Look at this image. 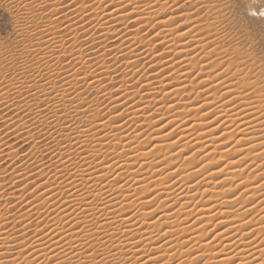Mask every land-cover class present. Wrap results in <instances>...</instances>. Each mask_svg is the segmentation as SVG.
Returning <instances> with one entry per match:
<instances>
[{"label": "bare ground", "instance_id": "bare-ground-1", "mask_svg": "<svg viewBox=\"0 0 264 264\" xmlns=\"http://www.w3.org/2000/svg\"><path fill=\"white\" fill-rule=\"evenodd\" d=\"M57 1L59 2V0ZM70 1H75L74 4H77L76 8L78 12L85 13V11H91L94 14V16L92 15L93 18L88 21L90 25L92 24L100 32H92L91 37L97 34L95 39L103 46L102 51L97 50L101 52L100 54L97 51L92 52L98 53V55L95 53L97 60L104 61V57L107 56L105 48L108 47L105 43L110 40L106 38L111 34L114 38L117 37L126 40L124 45H121L123 46L122 52L124 53L122 59L126 58L128 64L129 60L143 58L144 55L147 60L149 59L147 63L152 64L154 58L152 59L151 56L158 57L159 53L158 55L155 53L162 50V52L169 53L168 57L171 58V63L174 62L177 64V69L175 68V71H173L175 77L173 75L172 77L174 79L171 77L172 80L177 81V86H172L171 84L173 82L170 85L165 84V80H162L160 76L157 78V74H155L161 85L160 91L162 93L164 92L159 98L162 100L161 97H164V102L159 101L162 104L158 103L160 104L159 106L158 104L155 105L157 108L153 113H156L158 117L155 116V118H158V120L156 121L154 119L152 125L156 127H154L151 136H144L146 134L141 133L140 130L147 126L142 127V129L139 128L140 130L136 127L142 126L151 117L148 113V116H150L149 119L144 116L146 114V112L144 113V107L146 105H144L145 103L143 101L147 96L145 95L146 97H143V99L140 96L143 94L141 91L148 95L147 92L152 88V84H147L146 82V78L148 77L143 78L146 83H143L140 89L138 87L139 85L134 88L139 89L137 94L139 93L140 98H137L138 100L132 104L129 102L128 105L127 101L129 98H132L130 96L133 93L130 96L128 95V92H126L127 86L125 87L126 83L124 84L123 79V83L120 81L122 83L120 89L118 91L116 90L115 95L113 94L114 97L113 95L108 96V94H105L108 96L106 98L108 102H104V104L106 103L105 108L110 110L114 116H111L113 118H109L110 116L108 117V114H105L107 117H103L101 114L96 113L98 111H96V108L94 109L92 107L91 104L94 100L81 103V105H78L79 103L76 106L74 105L76 101L82 100V93L77 91L79 89L78 84L83 87H88L89 90L97 89L98 84L101 83L98 81V78L102 75H106L107 77L109 75L106 73V69L104 70V68L108 67H104V65H99L98 71L92 70V67L90 69L89 67L85 68V70L81 66L84 63L85 55L83 56L82 54L85 51L83 53L79 51L76 53L72 52L78 41L77 33L79 30H77V33L74 32L75 25H78V23H68L69 28L67 30L72 32V36L67 42L61 38L58 39L57 37L61 36H57L55 31L56 26L60 24L62 19L59 20L60 22L58 20H49L46 29L34 34V39L37 40V48L23 47L22 50L20 49L21 52L19 55L24 60L23 62H19L21 63V70L19 71H21L20 74L22 76L18 78L14 76L17 79L16 82L12 81L14 80L13 78L9 81L8 77V81L4 83L6 86L0 88V107L2 108L6 103L4 100L10 96L16 98L23 97L22 112L26 111L30 114L31 122L29 123V127L33 125L38 131L37 134L39 135L35 134L33 136L42 139L41 144L33 145L31 148L32 154L30 153L31 156H29V159L31 158L34 163L32 165L37 163L35 169L38 172L37 176H42V182H32V186L35 187L29 192L30 197L27 199L28 201L23 199V195L21 203L19 202L18 204L24 207L22 209L24 211L21 214L19 213V215L17 213V218L21 217L22 219L23 217L25 220L33 219L35 221H33V230H28L30 232H27L26 228L28 229L29 227L23 224L24 227L20 228L21 230L18 231L17 236L14 235L13 237L12 233L16 231H10L11 233L9 231L7 232L5 227L3 230L6 217L3 222L4 224L2 223L1 225L0 223V260L3 258H5L4 260L10 259V264H264V239L259 237L261 239L259 240L254 235L256 232V236L259 232H264V210H261L263 206L258 205L257 208H260L262 212L258 211L260 213L256 219L254 218L255 220L252 218L254 223H250L251 226L245 225L246 220L244 218L247 215L246 213H248L247 209H249L247 207L245 209L244 206L253 203L255 205L254 207H256V204H258L257 201L261 197L260 194H257L260 196L256 198L258 199L256 200V204L252 200V197L250 200L251 203H246L250 199L248 198L251 196L250 192L254 191L251 190L250 184L255 183L259 179V176L257 177L258 179L253 180L254 182L249 180L252 182L250 184L247 182L248 179L246 181L247 183H243L244 181L241 180L242 182H237L238 184L236 181L240 179L233 180V178L237 179L240 176L238 174L243 172L246 173L244 177H247V172L250 171H247L249 167L248 169L246 167L245 172V165H247L249 160L259 163L258 158L261 160L264 159V156L258 155L257 157V155L252 154L257 148H264H260L261 145L264 146V101L260 100L262 103L260 104L259 100L256 99L261 96L264 97V95L260 96V92L256 88L254 89L256 90V92L254 91V95L259 93V96L255 98L258 100V104H256V100L255 103L253 101L248 102L250 101V97L245 96V93L247 95L248 92L246 91L248 90L246 89L251 85L247 87L248 82L244 79L247 82L246 84L241 79L245 84V86L242 85L243 87H241L239 83H242V81L239 82L240 80H237L239 83L235 84L238 85L235 86L234 84L233 86L241 91L244 90L241 88L245 87L246 90L245 92H238L240 90L236 91L232 89L233 86L231 84L229 85L232 87L228 86L225 80L226 83L219 81L222 78L220 76L224 75H220L221 73L219 72L221 70H219L217 74L216 71L213 75L210 74L213 77L209 78L210 80L207 85L201 84L205 88L202 87L203 89L201 90V86L199 87L203 98L195 94L196 96L193 95L195 96L194 99L191 97L193 103H195L194 105H191V102H188L189 100L187 101L188 103H183L184 101L182 102L179 96L181 97L186 91L187 86L193 82L190 80L192 74H189L192 71H189V68L193 67L189 66L194 65V69H198L196 71L197 74L193 70L194 74H196L195 76L193 75L194 79H197L196 82L201 79L206 84L207 78L210 75L206 73L207 71L204 65L200 64L201 66H199V64H196L198 62L197 58L201 56L199 54L201 52L200 50H204L205 48L203 47L205 45L199 47L197 44H200V41L193 42L194 37H191V35L196 33V29L200 27L197 26L195 29L191 27L194 26L192 24L184 26L181 24L183 23L181 21L180 25L185 28H179V24L178 27L176 25L172 27V23L176 19L170 16V11L168 12L170 7H167L169 6L167 4L169 1L167 0H63L65 3ZM120 1H124L125 3L130 2L129 12L126 11L124 13L125 11L123 12L121 10ZM190 2L192 3V0ZM106 3L109 7L104 5ZM174 3L176 4V1ZM172 4L170 3V6ZM52 5L54 6V4ZM59 5L61 4H57V6ZM122 5L125 4L122 3ZM205 8L207 9V7ZM198 10L196 9L195 11L197 12ZM183 17L185 16L183 15ZM64 18L66 19V17ZM79 18L82 23L83 21H87H85V17L82 14L81 17L79 15ZM29 19L31 18L29 17ZM127 19H131L132 21L130 22H133V24L130 26L127 25ZM124 20L127 22L121 24ZM152 20H154V24L151 23ZM150 25H152V28L158 27L155 28L154 42L150 40L143 41V38L139 36V28ZM39 26L38 28H40ZM84 27L85 25H83ZM83 28H81L82 32L84 34L87 33L86 36H88L90 30L87 31V29ZM94 28L92 29L94 30ZM145 29L147 28L145 27ZM24 30L27 31L24 27L18 31L22 32ZM187 37L193 38L191 40L192 42L186 41L188 40ZM185 38L187 39L185 40ZM123 39L121 40L123 41ZM136 43H142L143 45L141 47L142 51H140L141 49H137L140 53L136 52ZM118 47L120 48V46ZM118 47L116 46V50L113 51L117 53L116 55L120 52ZM206 49L208 50V48ZM207 50L204 52H207ZM194 53H198L199 55H196L197 58L196 56L192 58L197 59L195 64H193L195 59L192 61L190 58L192 54L194 56ZM55 54H68L69 57L66 60L70 59L72 65L69 66L70 68L71 66L73 67L71 69L68 68L69 66L67 67L68 69L60 67L62 66L60 65L61 62L58 61L59 57L57 60L54 58ZM150 54H152L150 56L151 58L148 57ZM216 54L219 53L216 52ZM56 55L55 57H57ZM208 55L210 53L207 54V57H209ZM161 56L160 58L164 59ZM28 57L32 58L30 64ZM166 57L165 55V59ZM126 59L124 60L126 61ZM160 61L161 59L157 64ZM191 61L193 62L192 64ZM201 62L204 64L203 61ZM133 63L132 65H134ZM138 63L133 68H137L143 62ZM216 63L218 66L220 61ZM149 64L147 65L149 66ZM210 64L208 67H211ZM173 65L171 66L173 67ZM142 66L144 67V65ZM127 67L125 68L127 69ZM208 67L206 66V68ZM218 67L220 68L221 66ZM160 68L158 67L156 69L159 71ZM219 68H214V70H218ZM212 69L207 70L211 71ZM62 70L65 71L63 72ZM130 72L132 74V71ZM28 73H31V76H27ZM128 73L124 76L127 77ZM133 75L135 76L136 74L134 73ZM240 75V73L239 75L237 74V76ZM153 79L154 77L150 80L153 81ZM150 80H148V83ZM168 80L169 78H167ZM137 81L140 82L143 80L137 79ZM125 82L130 81L127 79ZM254 83L251 82L250 84L253 86ZM254 85L258 87L257 84ZM252 86L248 89H253L254 86ZM104 89L103 91H99L103 93ZM158 89L157 91L159 92ZM153 90L155 91V89ZM196 90V93H198V88ZM260 91L263 92L262 89ZM253 96L251 99H254ZM177 97L179 99L175 100L174 98ZM184 98L187 100L190 97L186 96ZM199 98L201 99L199 100ZM135 99L133 96V101ZM158 99L156 98L155 101ZM179 100L183 103L181 106ZM148 102L146 103L149 104ZM98 105L99 102L94 106L100 108ZM149 106L151 107L152 105ZM9 107H12L11 103ZM9 120H12V118L6 119L7 122H5L8 123ZM157 122L159 124L163 123V125L159 127L156 124ZM25 125V123H22L16 126L15 131L22 130L24 127L28 129V123L27 126ZM131 125H135V127H130ZM11 127L13 128L14 126ZM45 128L48 130L44 131ZM27 131L25 134H27ZM256 133L261 134V136L256 137L254 135ZM31 134V131H28V138L32 136ZM34 137L31 140L32 142ZM1 140L0 146L2 147L3 145L4 147L6 143L4 142L2 144ZM260 140L262 141L259 142ZM147 144H150L149 147H147ZM196 148L201 150L202 155L198 157L200 158L199 160L192 161L191 157L188 158V156L191 150ZM5 152L8 151L5 150L3 153ZM36 154H41L39 158L47 154L49 156L47 162H41V158L38 160V156H35ZM9 155L11 154H7V156ZM251 155L254 157L252 156V158ZM261 160L260 163L262 162ZM242 161L244 163L247 161L243 165L244 171L241 169L242 165H240L243 163ZM188 163L189 165H187ZM257 164H253V166H257ZM44 165L46 166L44 167ZM262 165L264 166V164ZM248 166H251V163ZM263 166L261 169H264ZM46 168L48 170L44 174ZM27 169L28 167H23V172L19 174L16 170L17 174L15 176L13 174L16 172L13 171L12 176L16 180L27 178L25 177L28 173ZM32 169L34 168L32 167ZM32 169L29 167L28 170L31 171ZM251 169L252 167L249 170ZM254 169L251 171H255L254 174H256V171L259 169ZM262 173L264 174V172ZM251 175L248 174L250 178L255 179V176L258 174L254 176L252 173ZM244 177L240 178L244 179ZM33 180L35 181V179ZM233 181L240 189L242 187L244 188V191H246L243 192L244 194L248 193L250 195H244L245 204L242 202L243 198H241V201L239 199L240 202L235 200L238 201L236 204L239 205L241 202L243 204L242 208H234L235 210L230 206L233 195H236L235 190L238 191L235 185L232 187V184H234ZM18 183L16 181L14 182V184ZM245 184H248V186ZM23 186L25 185L23 184ZM30 186H27L28 190ZM246 187H249V189ZM262 187H264V184ZM23 189L26 192V187ZM16 190L18 191V189ZM24 190L21 189V192H24ZM17 191L14 189L13 192L11 191V194L13 195ZM262 192L264 194V191ZM252 196H255L254 193H252ZM15 201L17 202L18 199ZM249 205L248 207H250ZM256 211L255 214H257ZM252 213L254 214V210ZM250 217H248V220ZM189 219L196 221L199 224L197 226L198 228H196L197 224L193 226L196 229H190L189 226H186ZM187 225H190V223ZM211 226L219 230H213ZM12 250H15V252Z\"/></svg>", "mask_w": 264, "mask_h": 264}, {"label": "rangeland", "instance_id": "rangeland-1", "mask_svg": "<svg viewBox=\"0 0 264 264\" xmlns=\"http://www.w3.org/2000/svg\"><path fill=\"white\" fill-rule=\"evenodd\" d=\"M21 1H23L22 3H21ZM128 1H132V0H128ZM127 1V2H128ZM167 1H169V2H167V4H169V6H167V7H170L169 8V10H168V12L170 11V16L172 17V18H174V19H176V20H174V22L172 23L173 25H172V27L174 26V25H176V27H178L179 25H180V21L181 22H183V23H181L182 25H184V26H188V25H194V26H191V27H200L199 29L197 28H195L197 31H196V33H193L192 35H191V37H194V39L193 38H189V37H187L188 38V40H186L187 38H185V40L186 41H189V42H196V41H200V44H197L199 47H203L204 45L206 46H204L203 48H205L204 50L202 49V50H200L201 52L199 53L201 56H199L198 55V53L196 54V53H194V56H193V54H192V56H190V58H191V60L193 61L194 59H192L193 57H195L196 55H198L200 58H197V56H196V58L198 59H195L194 60V63L191 61V64L193 63V64H195L197 61V65L199 64V66H201V65H204L205 66V69H206V73L207 74H211V75H213L214 74V72L216 71V74L219 72V70H221L219 73H221L220 75H222V74H224V75H222V76H220V77H222V78H220L219 79V81H226L228 84V86H233L235 83H239V82H241L242 80L243 81H247L248 82V84H247V82H246V84H247V87L249 86V85H251L252 86V84H250L251 82L253 83V82H255L254 84H257L258 85V87H255V85L253 84V89L251 88L250 90L248 89L249 87H251V86H249L246 90H248V91H246L245 90V87L244 88H241V87H243V86H245V84L243 83V81H242V83H239L240 85H241V87H239V88H241V89H244V90H240V89H237V87L235 88V86H237L238 84H235V86H231L232 87V89H235L236 91H238V90H240V91H238V92H248L247 93V95H246V93H245V96H247V97H250V101H248V102H254L255 103V100L256 99H258L259 100V103L260 104H262L261 103V101L260 100H262V101H264V97L263 96H261V95H264V39H261L260 38V25H259V14H257V17H256V22H250L248 25H244V24H242L241 23V19L243 18V15H244V9L243 8H240V9H238L236 6H235V3H234V0H195V1H193L192 0V3L190 2L191 0H171V2H170V0H167ZM173 1V2H172ZM176 1V4L174 3ZM178 1V2H177ZM202 1H204V2H202ZM74 2L75 1H70V2H63V0H59V2L56 0H38V2H37V0H28V1H26V0H0V88H4L6 85L4 84L6 81H8V77H9V81L11 80V78H13L14 80H12L13 82H16L17 81V79L16 78H18L19 76H22L20 73H21V71H19V70H21V63H19V62H23L24 60H23V58H21V55H19L20 54V49L22 50L23 49V47L25 48H27V47H32V48H37V46H36V44H37V40L36 39H34V34H36V33H40L39 31L41 30V31H43V29H46V25H47V23L49 22V20L50 21H56V20H58V22H60L59 20L60 19H62L61 20V22H60V24H58V26H56V29H55V31H56V35L57 36H61V37H57L58 39L59 38H61V39H63V40H65L66 42L70 39V37L72 36V32L70 31V30H67V28H69V25H68V23H78V25L76 24L75 25V30H74V32L75 33H77V30H79V32L77 33V36H78V41L76 42V46H74V48L75 49H73L72 50V52H74V53H76L77 51H79V52H84V54H82L83 56H84V65L82 64L81 66L85 69V68H88L89 67V69H90V67H92L91 69L92 70H96V71H98L99 70V68H98V66L100 65H104V67H108V68H104V70L106 69V73H108L109 75H108V77L106 76V75H102L101 77H99L98 78V81L99 82H101V83H99V84H101L100 86H99V84H98V88L97 89H93V90H89V88L88 87H86V86H84V87H86V88H84L83 86H81V85H77L78 86V92H81L82 94H81V98H82V100H78V101H76L75 103H74V105L76 106V104H78V105H81V103H87L89 100L90 101H92V100H94V101H92V107L95 109L96 108V113L97 114H101V116H105V117H109V118H113V117H111V116H114V114H112V112L110 111V110H107V108H105V104L108 102V99H106V98H108V96H110V95H115V93L120 89V86L122 85V83L124 82V84H125V87H126V92H128V95L130 96V94L131 93H133V95H131L130 97H132V98H129V100L127 101V103H128V105H129V102H130V104H132V103H134V102H136L138 99L137 98H140V96H142V99H143V97L145 98L146 96V98L144 99V105H146L145 107H144V113L146 112V114L144 115L146 118L148 117V119H149V117L150 116H148V114L149 115H151V117H150V120L148 121V122H145L142 126H137L136 128L137 129H142V127L144 128V127H146L147 128V130H146V128H144V129H142V130H144L143 132H142V130H140L141 131V133H144V134H146V135H144V136H151V133L153 132V130H154V127H156V126H153L152 125V123H153V121H154V119H156V121L158 120V118H155V116L156 117H158L157 115H156V113H153L154 111H155V109L157 108V107H155V105H157L158 103H160L159 101H163L164 102V100H163V98L164 97H161L162 98V100L159 98L160 96H162L163 95V93L160 91V84H159V79H157V78H159V76H160V78L162 79V80H165L164 81V83L166 84H171L172 82V86H177V81L175 82V80H172V78L173 77H175L173 74H174V72L173 71H175V68L177 69V64H175L174 62L173 63H171L172 62V60H171V58H169L168 56H169V53L168 52H162V50H160L159 48H158V50H160V51H157V53H155L156 55H158V53H159V56L158 57H153V55L152 54H150V55H148V57H150L151 55V57H152V59H153V63L151 64H149V63H147V61L149 60H147L146 59V56L144 55L143 56V58H138V59H131V60H129V64H128V60L126 59V58H124V59H126V61L124 60V59H122L123 58V55H124V53L122 52V48H123V46H121V45H124V43L126 42V40H124L123 38H114L113 36H112V34L111 35H108L107 36V38L106 39H110V40H106L107 41V43H105V45L108 47V48H105V50H106V53H107V56L106 57H104V61H99V59L97 60L96 59V56L98 55V53L100 54L101 52H98L99 50L100 51H102L103 50V46L102 45H100L99 44V42L98 41H96V35H92V37H91V33L93 32V33H99L100 31L96 28H94V26H92V24L90 25L89 24V21L88 20H91L92 18H93V16H94V14H93V12L91 13V11H85V13H81V12H78V10H77V8H76V6H77V4L75 5L74 4ZM209 2V3H208ZM241 2L242 3H246V4H252V8H251V11H256V6L258 5V3H259V0H256V2L253 4V0H241ZM33 3V4H32ZM40 3V4H39ZM120 3V7H121V10H123V12L124 13H126V11L127 12H129L128 10V8H129V4H130V2H128V3H125L124 1L122 2V1H120L119 2ZM125 4V5H122L121 6V4ZM170 3H173L171 6H170ZM195 3H196V5H195ZM31 4V5H30ZM52 4H54V6L52 5ZM57 4H61V5H59V6H57ZM64 4V5H63ZM199 4H201V5H199ZM18 5V6H17ZM29 5V6H28ZM36 5V6H35ZM65 5H67V6H65ZM104 5H107V3L106 4H104ZM199 5V6H198ZM52 6V7H51ZM65 6V7H64ZM75 6V7H74ZM197 6V7H196ZM57 7V8H56ZM107 7H109V5H107ZM173 7V8H172ZM195 7H196V9L198 10L199 8V10L196 12L195 10ZM205 7H207V9L205 8ZM50 8V9H49ZM68 8V9H67ZM70 8V9H69ZM75 8V9H74ZM29 9V10H28ZM31 9V10H30ZM42 9V10H41ZM67 9V11H65ZM87 9V8H86ZM206 9V10H205ZM212 9V10H211ZM55 10V11H54ZM70 10V11H69ZM191 12H190V11ZM63 11H65V13H63ZM75 11H77L76 13H75ZM217 11V12H216ZM260 11H264V8H261L260 9ZM52 12H53V15H52ZM61 12V13H60ZM67 12V13H66ZM87 12V13H86ZM187 12V13H186ZM42 13V14H41ZM60 13V15H58ZM63 13V14H62ZM71 13V14H70ZM72 13H74L73 15H72ZM89 13V14H88ZM166 13V12H165ZM179 13H181V14H179ZM81 14H82V16H84L85 17V21L86 22H84L83 21V23H85V24H83L82 23V21H80V18H79V15H80V17H81ZM87 15V16H86ZM93 15V16H92ZM182 15V16H181ZM183 15L185 16V17H183ZM198 15V16H197ZM36 16H37V18H36ZM89 16H90V18H89ZM181 16V17H180ZM196 16V17H195ZM29 17L31 18V19H29ZM64 17H66V19L64 18ZM76 17V18H75ZM193 17V18H192ZM64 18V19H63ZM76 20H75V19ZM88 18V19H87ZM190 20H189V19ZM38 19V20H37ZM177 19H178V21H177ZM183 19V20H182ZM185 19V20H184ZM72 20H74V21H72ZM128 20V22L127 21H123V22H121V24H125L126 22V24L127 25H132L133 24V22L131 23L130 21H132L131 19H127ZM36 21V22H35ZM47 21V22H46ZM63 21V22H62ZM153 21L154 20H152L151 21V23L152 24H154L153 23ZM187 21V22H186ZM66 22V23H65ZM80 22V23H79ZM130 22V23H129ZM24 23H25V26H24ZM199 23V24H198ZM45 24V25H44ZM65 24V25H64ZM86 24H89V25H86ZM150 24V23H149ZM179 24V25H178ZM40 25V26H39ZM44 25V26H43ZM83 25H85V27L83 28ZM38 26L41 28H38ZM79 26V27H78ZM205 26H207V27H205ZM23 27L27 30V31H22V32H20V31H18L20 28H22L23 29ZM43 27V28H42ZM145 27L147 28V29H145ZM175 27V26H174ZM180 27H183V26H179V28ZM29 28V29H28ZM81 28H83V29H87V31H89L90 30V32L88 33V36H86L87 35V33L86 34H84L83 32H82V30H81ZM92 28H94V30L92 29ZM155 28H158V27H155ZM155 28H152V25H150V26H141L140 28H139V36L140 37H142L143 38V41H145V40H150L151 42H154L153 40H155V38H154V33H155ZM183 28H185V27H183ZM35 29V30H34ZM195 29H193L194 31H195ZM93 30V31H92ZM146 30V31H145ZM70 32H71V35H70ZM20 33V34H19ZM141 33V34H140ZM144 33V34H143ZM23 34V35H22ZM195 34V35H194ZM34 35V36H33ZM83 35V36H82ZM196 36V37H195ZM84 37V38H83ZM110 37H112V38H110ZM198 37V38H197ZM81 38V39H80ZM91 38V39H90ZM121 39H123V41L121 40ZM193 39V40H192ZM201 39V40H200ZM34 40V41H33ZM192 40V41H191ZM203 40V41H202ZM90 41H92V42H90ZM96 41V42H95ZM110 41V42H109ZM203 43H202V42ZM204 41H206V42H204ZM79 42V43H78ZM86 42V43H85ZM216 42V43H215ZM118 43V44H117ZM117 44V45H116ZM79 45V47H81V48H79V47H77ZM99 45V46H98ZM114 45V46H113ZM110 46V47H109ZM116 46L118 47V46H120V48H119V51L121 52H119V54L118 55H116L117 53H114L113 51L114 50H116L115 48H116ZM143 45H142V43H136V45H135V49H136V52L137 53H140V51H142V49H141V47H142ZM77 47V48H76ZM95 47V48H94ZM139 47V48H138ZM209 47H211V48H209ZM206 48H208V50L206 49ZM236 48V49H235ZM77 49V50H76ZM79 49V50H78ZM81 49V50H80ZM89 49V50H88ZM140 50V51H138V50ZM234 49V50H233ZM98 50V51H97ZM205 50H207V52H204ZM94 51H97L98 53H92V52H94ZM117 51H118V49H117ZM208 51H210V52H208ZM223 51V52H222ZM233 51V52H232ZM116 52V51H115ZM216 52L217 53H219V54H216ZM17 53V54H16ZM110 53H111V55H110ZM162 53V54H161ZM164 53V54H163ZM210 53V55H208L209 57H210V60H209V57H207V54H209ZM223 53V54H222ZM154 54V55H155ZM203 54V55H202ZM216 54V55H215ZM56 55V54H55ZM55 55H54V58L57 60L58 59V57H59V59H58V61H60L59 63H60V65H62V66H60V67H62V68H66V69H71L73 66H71V68H70V66L69 65H72V62L70 63V59L69 60H66L68 57H69V55L68 54H59V55H56L57 57H55ZM110 55V56H109ZM116 55V56H115ZM162 55V56H161ZM165 55L167 56L166 57V59H165ZM205 55H206V57H205ZM216 57H215V56ZM218 55V56H217ZM89 56V57H88ZM160 56L161 57H164V59L163 58H160ZM10 57V58H9ZM150 57V58H151ZM203 59H208L207 61L206 60H203ZM212 57V58H211ZM222 57V58H221ZM9 58V59H8ZM159 58V59H158ZM113 59H114V61H113ZM144 59H145V61H144ZM155 59H157V60H155ZM161 59V64H160V62L157 64V62L159 61ZM163 59V60H162ZM6 60H8V61H6ZM66 60V61H65ZM115 60H117V61H115ZM123 60V61H122ZM136 60H137V63L139 62V63H141V62H143V63H141L140 65H138L137 66V68H133L134 66L136 67V65H137V63L135 64V62H136ZM171 60V61H170ZM197 60V61H196ZM200 60V61H199ZM216 61V62H218V61H220V63H219V65L218 66H221L222 67V69H221V67L219 68L216 64V62L214 63V61ZM218 60V61H217ZM6 61V62H5ZM28 61H29V64L32 62V58L31 57H28ZM94 61V62H93ZM111 61V62H110ZM125 61V62H124ZM133 61H134V63H133ZM141 61V62H140ZM156 61V62H155ZM201 61H203V63L204 64H202V62ZM204 61H206V62H204ZM233 61V62H232ZM88 62H90V63H88ZM98 62H99V64H98ZM102 62V63H101ZM155 62V63H154ZM169 62V63H168ZM212 62V63H211ZM11 63V64H10ZM86 63V64H85ZM109 63V64H108ZM123 63H124V66H123ZM131 63V64H130ZM132 63L134 64V65H132ZM138 63V64H139ZM164 63V64H163ZM211 63V64H210ZM214 63V64H213ZM90 64V65H89ZM119 64V65H118ZM145 64H146V66H145ZM147 64H149V66L147 65ZM174 64V65H173ZM201 64V65H200ZM209 64H210V66L211 67H208L209 66ZM20 65V66H19ZM96 65V66H95ZM129 65V66H128ZM131 65V66H130ZM142 65H144V67L142 66ZM159 65V66H158ZM160 65H161V68H160ZM164 65V66H163ZM165 65H168V66H165ZM171 65H173V67L171 66ZM212 65H213V69H212ZM216 65V66H215ZM226 65V66H225ZM19 66V67H18ZM69 66V67H68ZM99 66V67H100ZM123 66V67H122ZM132 67L133 68V70H132V68L130 69V68H128V67ZM147 66H148V68H147ZM176 66V67H175ZM198 66V67H199ZM206 66L208 67V68H206ZM237 68H236V67ZM6 67V68H5ZM15 67V68H14ZM68 67V68H67ZM95 67V68H94ZM112 67V68H111ZM125 67H127V69L125 68ZM140 67H141V69H140ZM150 67V68H149ZM160 68V72L158 71V69H156V68ZM170 67V68H169ZM172 67V68H171ZM189 67H193V68H189V71L190 70H192V71H190L189 72V74H192V76H190L191 78H190V80H192L193 82H192V84H190V85H188L187 86V89H186V91L181 95V97L179 96V98L181 99V101L183 102V103H190L191 102V105L193 104H195V103H193V100H192V98L191 97H193V99L195 98V94H197V95H200V97L202 96V98H203V94L200 92L203 88H205V87H203L201 84H203V85H207V83L209 82V78H212L213 76H211L210 75V77H208L207 78V81L206 80H204V81H206V84L205 83H203V81H201V79H199V81H197L196 82V80L197 79H194V76L197 74L196 73V71L198 70V69H194V65H191V66H189ZM197 67V68H198ZM224 67V68H223ZM229 67V68H228ZM13 68V69H12ZM20 68V69H19ZM82 68V69H83ZM110 68V69H109ZM146 68V69H145ZM174 68V69H173ZM214 68H219L218 70H214ZM98 69V70H97ZM119 69V70H118ZM126 69V70H125ZM145 69V70H144ZM164 69V70H163ZM207 69H212V70H214V71H209V70H207ZM86 70V69H85ZM109 70V71H108ZM138 70H140V71H138ZM152 70V71H151ZM171 70V72H169ZM193 70H195V73L196 74H194V71ZM234 72H233V71ZM63 72L65 71V70H62ZM117 71V72H116ZM130 71H132V74H131V72ZM133 71H134V73L136 74V75H138V76H134L133 74ZM144 71V72H143ZM218 71V72H217ZM223 71H224V73H223ZM240 71V72H239ZM111 72V73H110ZM114 72V73H113ZM126 72V73H125ZM132 75H130L129 73ZM150 72V73H149ZM159 72V73H158ZM238 72V73H237ZM99 73V72H98ZM128 73V75H127V77H125L126 75L125 74H127ZM141 73H144V74H141ZM168 73V74H167ZM170 73V74H169ZM239 73L241 74L240 76H237V74L239 75ZM16 74V75H15ZM111 74V75H110ZM113 74V75H112ZM140 74V75H139ZM155 74H157V78H156V75ZM206 74V75H207ZM226 74H227V76H226ZM231 74V75H230ZM245 74V75H244ZM10 75V76H9ZM125 75V76H124ZM146 75V76H145ZM150 75V76H149ZM153 75V76H152ZM170 75V76H169ZM172 75H173V77H172ZM194 75V76H193ZM2 76H3V78H2ZM14 76H16V78L14 77ZM27 76H31V73H28L27 74ZM122 76V77H121ZM143 76H145V77H143ZM224 76V77H223ZM226 76V77H225ZM121 77V78H120ZM132 77V78H131ZM133 77H135V78H133ZM136 77H139V78H136ZM146 77H148V78H146ZM154 77V79H153V81L152 80H150V79H152ZM166 78V79H164V78ZM172 77V78H171ZM193 77V78H192ZM125 78V79H124ZM146 78V82H147V84H152L151 86H152V88H151V90L150 91H148L147 93H148V95L147 94H144L145 92H143V91H141V93H143V94H141L140 96H139V93L137 94V92H139V89L141 88V86L143 85V83H146L145 81H144V79ZM156 78V79H155ZM167 78H169V80L167 81ZM170 78H171V80H170ZM239 78V79H238ZM250 78V79H249ZM253 78V79H252ZM111 79V80H110ZM122 79H123V82H122ZM127 79L130 81V82H125V81H127ZM132 79H134V80H132ZM137 79H140V80H143V81H137ZM150 80L149 81V83H148V80ZM174 79V78H173ZM234 80L233 82H232V80ZM236 79V80H235ZM242 79V80H241ZM245 79V80H244ZM3 80H4V82H3ZM125 80V81H124ZM239 82H238V81ZM106 81H107V83H106ZM122 83H121V82ZM137 81V82H136ZM152 81V82H151ZM155 81V82H154ZM161 81V80H160ZM169 81H171V82H169ZM224 81V82H225ZM231 81V82H230ZM132 82V83H131ZM142 82V83H141ZM154 82V83H153ZM169 82V83H168ZM195 82H196V84H195ZM225 82V83H226ZM260 82V83H259ZM120 83V85H118ZM127 83H128V85H127ZM140 83H141V85H140ZM156 83H158V85H156ZM233 83V84H232ZM2 84V85H1ZM153 84H155V86H153ZM229 84H231V85H229ZM117 87H116V86ZM139 85V86H138ZM192 85V86H191ZM196 85H199V86H196ZM243 85V86H242ZM119 86V87H118ZM139 87V89L137 90V89H134L135 87ZM171 86V87H172ZM196 86V88H198V93H196L197 92V90H196V88L194 89V87ZM201 86V90H199L200 87ZM83 87V89H81ZM101 87V88H100ZM133 87V88H132ZM203 87V88H202ZM105 88V89H104ZM108 88V90H106ZM111 88V89H110ZM113 88H115V89H113ZM159 88V89H158ZM190 88V89H189ZM191 88H193V89H191ZM257 88V91H259L260 92V96L261 97H259V98H256V96H259L257 93V95H254L255 93H254V91L256 92V90H254V89H256ZM259 88V89H258ZM103 89H104V94L101 92V91H99V90H102L103 91ZM129 89V90H128ZM153 89H155V91L153 90ZM157 89L159 90V92L157 91ZM260 89H262V91L263 92H261L260 91ZM117 90V91H116ZM137 90V91H136ZM196 90V91H195ZM97 91V92H96ZM136 91V92H135ZM152 91H154V92H152ZM189 91H190V93H189ZM195 91V92H194ZM99 92V93H98ZM101 92V93H100ZM107 92V93H106ZM134 92H135V94H134ZM253 92V93H252ZM110 93V94H109ZM152 93V94H151ZM202 95H201V94ZM250 93H252V94H250ZM261 93H263V94H261ZM26 94V93H25ZM99 94V95H98ZM105 94H108V96L107 95H105ZM149 94H151V95H149ZM189 96H188V95ZM249 94V95H248ZM97 95V96H96ZM114 95H113V97H114ZM146 95V96H145ZM184 95V96H183ZM193 95H195V96H193ZM253 96V98L254 99H251L252 98V96ZM101 96V97H100ZM105 96V97H104ZM133 96H134V98H136L134 101H133ZM149 96V97H148ZM152 98H151V97ZM190 97V98H187V100L184 98V97ZM85 97V98H84ZM96 97V98H95ZM103 97V98H102ZM158 99L157 101H155V99ZM247 97H245V98H247ZM100 98H102L101 100H100ZM178 97L177 98H174L175 100H177V99H179ZM256 98V99H255ZM263 98V99H262ZM22 99V100H21ZM80 99V98H79ZM98 99H99V101H98ZM154 99V100H153ZM186 101H185V100ZM201 98H199V100H200ZM96 100V101H95ZM131 100V101H130ZM174 100V101H175ZM189 100V101H188ZM247 100V99H246ZM258 100H256L257 101V103L256 104H258ZM4 101H6V103L2 106V108L0 107V140H1V142H2V144H4V142L7 144H5V146L3 147V145H2V147L0 146V180L2 181H0V219H1V221H0V223H1V225H2V223L4 222V219H5V217H6V219H5V225H3V230H4V227L6 228V230H7V232L9 231H12V232H14V231H16V232H14V233H12L13 235V237H14V235L15 236H17V234H18V231L19 230H21L20 228H23L24 226H26V227H29L28 229L26 228V230H27V232H30L31 230H33V228H32V226H34V223H33V219H23V217H22V219H21V217L20 218H17V216L19 215V213L21 214V212L23 213V211L24 210H22V209H24V207L22 206L21 207V204H20V206L18 205L19 204V202L21 203V200H22V196L24 195V197H23V199L24 200H27L29 197H30V191H31V189H33L35 186H32V182H36V183H40V182H42L41 180H42V176H37L38 174V172L36 171V169H35V166H36V164L35 165H32V164H34L33 163V161L31 160V158L29 159V156H31L30 155V153L32 154V152H31V148L33 147V145L34 144H41V141H42V139H40V138H35L34 136H35V134L36 135H39V134H37L38 133V131L35 129V127L32 125L31 127H29V123L31 122L30 120H31V116H30V114L28 113V112H26V111H24V112H22V108H21V106H22V103L24 102L23 101V97L22 98H16V97H13V96H10V97H8L6 100H4ZM4 101H3V103H4ZM10 101V102H9ZM23 101V102H22ZM147 101H149L148 103L149 104H147L146 102ZM154 101V102H153ZM188 101V102H187ZM19 102H20V105H19ZM99 102V107L100 108H98L97 106H94V105H97V103ZM103 102V104H101ZM104 102H106L105 104H104ZM162 102V103H163ZM175 102H177V101H175ZM179 102H180V100H179ZM182 102H180V106H181V104H183ZM10 103H11V105H12V107H9V105H10ZM162 103H160V104H162ZM2 104V103H1ZM100 104H101V106H100ZM160 104H158V106L160 105ZM263 104H264V102H263ZM104 105V106H103ZM149 105H152L151 107L148 106ZM1 106V105H0ZM13 106H17L16 108H18V109H16L15 107H13ZM7 107V108H6ZM87 107V106H86ZM104 107V108H103ZM11 108V109H10ZM152 108H153V111H152ZM20 109V110H19ZM40 109H41V107H40ZM83 109V108H82ZM18 111V112H16V111ZM105 110V111H104ZM148 110V111H147ZM94 111V110H93ZM103 111V112H102ZM109 111H110V113H109ZM150 111H152V112H150ZM15 112V113H14ZM95 112V111H94ZM148 113V114H147ZM23 114V115H22ZM104 114V115H103ZM107 116H106V115ZM111 114V115H110ZM179 114V113H178ZM18 116H21V117H18ZM30 116V117H29ZM153 116V117H152ZM2 117V118H1ZM18 117V118H17ZM8 118L9 119H11L12 118V120H9L8 121V123H6L7 121H6V119L8 120ZM2 119V120H1ZM20 119V120H19ZM151 119H153V120H151ZM6 121V122H5ZM18 121H20L19 123H17ZM151 122V123H150ZM12 125H11V124ZM22 123H25L26 125L25 126H27V123H28V126L27 127H29L28 129H25L26 127H24L22 130H17V131H15V129L17 128L16 126H18V125H20V124H22ZM146 123H148V125H146ZM6 124V125H5ZM15 124V125H14ZM17 124V125H16ZM159 127L160 126H162L163 125V123L160 125L159 124V122H157L156 123ZM4 125V126H3ZM7 125H9V126H7ZM14 126L13 128L11 127V126ZM133 125H131L130 127H132ZM153 126V127H152ZM9 127H10V129H9ZM127 127H128V125H127ZM133 127H135V125L133 126ZM12 128V129H11ZM150 128H152V129H150ZM30 132L31 131V135L32 136H30V138H28L29 136H27V134H28V131ZM48 129H44V131H47ZM151 130V131H150ZM22 131V132H21ZM26 131H27V134H25L26 133ZM139 131V132H140ZM149 131H150V133H149ZM4 132V133H3ZM14 132H16V133H14ZM146 132V133H145ZM260 133H261V131H259ZM258 132V133H259ZM258 133H256V134H258ZM9 134V135H8ZM10 134H12V135H10ZM256 134H254L256 137H260L261 136V134L259 135H256ZM29 135H30V133H29ZM34 135V136H33ZM24 136V137H23ZM34 137V139H33V142H35V143H33L31 140H32V138ZM37 137V136H36ZM15 138H16V140H15ZM28 140H27V139ZM168 138V137H167ZM38 140V141H36V140ZM31 142V144H29L30 142ZM174 141V140H173ZM262 140H260L259 142H261ZM12 142V143H11ZM245 143H246V141H245ZM255 143H257V142H255ZM264 144V143H263ZM149 145L150 144H147V147H149ZM10 146H11V148H10ZM30 146V147H29ZM260 147V146H259ZM262 147H264L263 145H261V147L260 148H262ZM13 148H15V149H13ZM264 149V148H263ZM263 149H259V148H257L256 149V151L254 152V153H252V154H254L255 156L257 155V157H258V155H261L262 157L264 156V150ZM5 150H7L8 152H5V153H3ZM30 150V151H29ZM193 150V149H192ZM191 150V153L189 154V156H188V158H190L191 157V160L193 161V160H199L200 158H198L200 155H202V153H201V150H199V149H194L193 151ZM261 150V152H259ZM262 150H263V155H262ZM12 151H13V154H12ZM27 151V152H26ZM154 151V150H153ZM195 151V152H194ZM258 151V152H257ZM155 152H156V150H155ZM193 153V154H192ZM7 154H11V155H9V156H7ZM18 154V155H17ZM192 154V155H191ZM41 154H36L35 156L38 158V160L41 158H39V156H40ZM5 156H6V158H5ZM253 155H251V157H252ZM260 156V157H261ZM8 157V158H7ZM48 157L49 156H47V154L45 155H43L42 156V158H41V162H47V159H48ZM254 157V156H253ZM252 157V158H253ZM257 157H255L256 159H257ZM261 157V158H262ZM5 158V159H4ZM14 158V159H13ZM194 158V159H193ZM198 158V159H197ZM3 159V160H2ZM13 159V160H12ZM256 159H254V160H256ZM29 160V162H27ZM260 160L261 159H259L258 158V161H259V163L258 162H255V161H252V160H247L246 162H247V165H245V163H244V161H242L243 163H241L240 165H242L241 166V169H243V171H244V166L243 165H245V172H246V167H247V169H248V167H249V169H250V167H252V169L251 170H253L254 169V167H255V169L254 170H257V169H259V170H261V171H259V170H257L256 171V174H258L257 176H255L256 174H254V172H252L251 170H247V171H250V172H247L248 174H250V176H252L251 174L253 173V175L256 177H254L255 179H253V178H250V176H248V174H247V177H244V176H246V173H241V174H238V175H240L237 179H234L233 178V180L234 181H236V180H238V179H240V180H238V181H236V183L238 182H242L241 180H243L244 182L243 183H245L246 181H247V179H248V184H250V182L252 181V182H254L256 179H258V180H256L255 181V183H253V184H250V186H251V190H254V191H251L250 192V194H251V196L248 194V193H245V194H247V196L249 195L250 197H248V198H250V199H246L247 200V202L246 203H251V197H252V200L254 201V203L256 204V200H258V199H256V198H259V196L261 195V197L260 198H262V197H264V194H263V192L262 191H264V189L262 190V188H264V187H262V185L264 184V174L262 173V172H264V169H261V167L263 166L262 164H264V159H262L261 161V163H260ZM11 161V162H10ZM191 161V162H192ZM20 162V164H18ZM41 162H39V163H41ZM27 163V164H26ZM190 163V162H189ZM189 163L187 164V165H189ZM250 163H251V166H248V165H250ZM257 164V166H253V164ZM15 164H17L16 166H14ZM32 165V166H31ZM46 165H44V167H45ZM23 167H28V169H29V167H30V169H32V167L34 168V169H32L31 171L30 170H28L27 169V176H25V177H27V178H23V179H19V180H16L13 176H12V172L13 171H15L16 173L15 174H13L14 176L17 174V171H18V174L19 173H22L23 172V170H22V168ZM264 167V166H263ZM21 169V170H20ZM239 169H240V166H239ZM11 170V171H10ZM17 170V171H16ZM21 172H20V171ZM33 170H35L34 172H33ZM48 170V168H46L45 170H44V174L46 173V171ZM258 171H259V173H258ZM31 172H33V173H31ZM32 174V175H31ZM35 174V175H34ZM245 174V175H244ZM237 175V176H238ZM12 176V177H11ZM38 178H37V177ZM259 176V177H258ZM240 177H244V179L243 178H240ZM258 177V178H257ZM261 178V179H260ZM16 181V182H19L18 184H19V186H18V184H14V180ZM29 179V180H28ZM33 179H35V181L33 180ZM27 180V181H26ZM249 180H251V181H249ZM254 180V181H253ZM14 181V182H13ZM30 181V182H29ZM233 181V182H234ZM259 181H261V183H262V185H260L261 183H259ZM246 182V183H247ZM251 182V183H252ZM12 183V184H11ZM25 185V186H23V184ZM27 185H26V184ZM235 182H234V184H232V187H234L233 185H235L236 184ZM237 183V184H238ZM248 184H245V185H247L248 186ZM258 184V185H257ZM11 185V186H10ZM13 185V186H12ZM32 187H31V186ZM37 185V184H36ZM257 185V186H256ZM260 185V186H259ZM16 186H18V187H21V188H14V187H16ZM27 186H30L29 187V190H28V187ZM249 186V187H250ZM255 186V188H253ZM24 187H26V192H25V190L23 189ZM249 187H246L247 189H249ZM258 189H257V188ZM260 187H262V188H260ZM235 188H237V190L239 191V192H241V193H239L238 191H236L235 190V192H236V195L234 194L233 195V198L231 199V203H230V206H231V208L233 209V210H235L236 208H242V205L243 204H241L242 202L244 203V198H245V194L243 193V192H246V191H244V188L242 187L241 189H240V187H237L236 185H235ZM253 188V189H252ZM261 190H260V189ZM15 189V191H17L16 189H18V191L15 193V194H11V191L13 192V190ZM21 189L22 190H24V192L22 191L21 192ZM259 190V191H258ZM256 191H258V192H260V193H258V192H256ZM28 192V193H27ZM234 192V193H235ZM252 193H254V195L255 196H252ZM7 194H9V195H7ZM239 194V195H238ZM257 194H260V195H257ZM244 197H243V196ZM17 196H18V198H17ZM235 196V197H234ZM238 196V197H237ZM246 196V197H247ZM258 196V197H257ZM241 198H243V201L241 202V203H239V205L238 204H236V203H238V201H239V199H240V201H241ZM260 198H259V201H261V202H259V201H257L258 202V204H256V207H254L255 205H253V203H251L249 206L250 207H248V205H245L244 206V208L246 209V207L247 208H249V209H247V212L248 213H246L247 215L244 217L245 218V222H246V226H251L250 225V223H254V221L252 220V218L254 219H256L257 218V216L259 215V213L260 212H262L261 210H264L263 209V207H264V204H261V203H264V198H262L261 200H260ZM18 199V203L15 201V200H17ZM30 200V199H29ZM235 200H238V201H235ZM28 201V200H27ZM239 201V202H240ZM248 201H250V202H248ZM252 201V202H253ZM263 201V202H262ZM16 202V203H15ZM24 202V201H23ZM26 202V201H25ZM6 203V204H5ZM15 205H14V204ZM245 204V203H244ZM261 205V206H263V207H261V206H259V207H261V210H260V208H257L258 207V205ZM237 205V206H236ZM252 205V206H251ZM12 206H14V207H12ZM19 207V208H18ZM254 207V208H253ZM18 208V209H17ZM235 208V209H234ZM250 208H251V210H250ZM253 208V209H252ZM15 209V210H14ZM17 209V210H16ZM256 209H258L257 211H256ZM253 210H254V214L252 213L253 212ZM15 211V212H14ZM255 211H256V213L257 214H255ZM258 211H260L259 213H258ZM17 213H18V215H17ZM7 214H9V215H7ZM9 217H7V216ZM16 215V216H15ZM250 215H251V217H250ZM254 215H255V217H254ZM15 216V217H14ZM253 216V217H252ZM246 217H247V219H246ZM248 217H250V219L248 220ZM14 218H15V220H14ZM17 218V219H16ZM254 219V220H255ZM7 220H11V221H7ZM17 220H19V221H17ZM31 220V221H30ZM25 221H27V222H25ZM29 221V222H28ZM189 222H187L186 223V226H189L190 227V229H196V228H198L197 226L199 225V224H197V222L196 221H194V220H188ZM17 222V223H16ZM25 222V223H24ZM35 222V221H34ZM196 222V223H195ZM3 223V224H4ZM188 223H190V225H187ZM23 224H25L24 226H23ZM27 224V225H26ZM33 224V225H32ZM195 224H197L196 225V228L194 227L193 228V226L195 225ZM0 225V226H1ZM214 225V224H213ZM211 227H213V226H211ZM210 227V228H211ZM7 228H9V229H7ZM17 228V229H16ZM12 229V230H11ZM213 230H215L216 229V231L217 230H219L218 228H212ZM5 230V231H6ZM14 230V231H13ZM28 230H30V231H28ZM1 231V230H0ZM11 233V232H10ZM264 232H259V234L256 236V234H257V232L254 234L255 235V237L257 238V239H259V237H261L262 239H264V236H262V235H264L263 234ZM259 240H261V239H259ZM13 251V250H12ZM13 252H15V250L13 251ZM5 258H3V259H1L0 260V264H10V259H8V260H4Z\"/></svg>", "mask_w": 264, "mask_h": 264}, {"label": "snow or ice", "instance_id": "snow-or-ice-1", "mask_svg": "<svg viewBox=\"0 0 264 264\" xmlns=\"http://www.w3.org/2000/svg\"><path fill=\"white\" fill-rule=\"evenodd\" d=\"M255 2L256 0H253V4ZM234 3L238 9H244V15L241 19V23L244 25H248L250 22H256L257 14H259L260 38L264 39V11H260L261 8H264V0H259L256 11H251L252 4L242 3L241 0H234Z\"/></svg>", "mask_w": 264, "mask_h": 264}]
</instances>
